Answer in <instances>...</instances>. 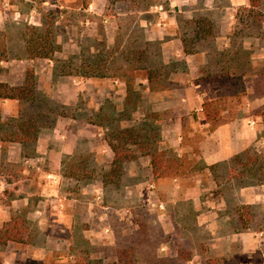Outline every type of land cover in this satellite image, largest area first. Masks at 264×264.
Instances as JSON below:
<instances>
[{
    "label": "rangeland",
    "instance_id": "1",
    "mask_svg": "<svg viewBox=\"0 0 264 264\" xmlns=\"http://www.w3.org/2000/svg\"><path fill=\"white\" fill-rule=\"evenodd\" d=\"M92 1L0 0V84L32 91L27 101L0 100V135L16 133L19 120H34L37 131L33 144L1 163L0 206L20 222L21 235L0 246V264H264V36L252 37L239 57L222 59L236 74L221 79L210 73L217 52L210 44L189 45L190 29L188 48L205 57L186 63L164 57L161 42L140 27L143 18L154 21L149 9L106 0L97 8ZM250 18L264 21V0ZM45 27L55 34L53 58H28L30 29ZM55 61L74 66L76 74H55ZM94 71L104 77L82 75ZM197 83L200 119L177 105L182 88ZM246 115L256 120L257 140L226 163L204 168L199 144L208 132ZM126 129L152 146L146 151L140 140L130 142L133 159L117 169L108 144L114 131ZM153 150H172L204 168L189 177L199 187L197 205L173 202L179 190L158 186L172 178H153L144 156ZM70 164L84 166L90 179L71 175ZM55 173L57 196L78 201L73 220L57 215L55 192L44 188ZM99 189L103 201L95 202Z\"/></svg>",
    "mask_w": 264,
    "mask_h": 264
},
{
    "label": "crops",
    "instance_id": "2",
    "mask_svg": "<svg viewBox=\"0 0 264 264\" xmlns=\"http://www.w3.org/2000/svg\"><path fill=\"white\" fill-rule=\"evenodd\" d=\"M154 2L155 3L149 8V12H146L148 15H153L154 21L143 18L140 20V27L149 30L151 40L161 42V52L163 56L182 58L186 63H190V60L196 57L204 58V54L197 53L187 46L186 29H190L192 37L188 41L189 45L193 43L210 44L215 52H217L212 56L214 60H217L214 64L215 72H210L212 75L224 76L236 74L235 71L231 70V66H224L222 64V59L234 58L236 54H238L237 56L239 57V53L241 52L240 49H247L245 47L246 45H251L254 39H257L256 41L258 42L260 36H264V21H254L250 18L253 16V11H258L260 7L251 9L249 0H154ZM104 3L105 0L92 1V4L97 8H100ZM241 13L245 14L246 20L242 19L239 21L238 14ZM201 20L208 23L210 27L209 34L193 33V28H195L194 24ZM182 29H184V31H182ZM238 38L241 40L238 41ZM234 44H237L239 50L231 52ZM185 49L191 53H185ZM261 50H264V48H261ZM231 53H234L233 56ZM251 59H254V57ZM72 83L75 86L79 84L77 79H73ZM198 89H201L198 83L183 87L177 105L184 109L185 115L193 111L196 117L200 119L202 115L200 112L203 93H197L196 95L195 91ZM215 89L219 90L220 88L216 87ZM261 100L263 101L261 105H263L264 98ZM253 105L254 103H251L248 107ZM184 114L181 113V115L179 114L176 116L179 123H181V117ZM255 123L256 120L246 115L241 116L237 120L217 126L212 131L208 132L203 142L199 144L202 164L206 167L221 165L229 161L235 155L244 152L257 140V127ZM1 138H3V136L0 135V139ZM176 140L181 141V138L177 136ZM40 141L42 145L43 139L39 138L38 142ZM162 142L163 145H166L165 139H163ZM3 144L4 143L0 141V167L1 163L4 162L3 158L6 159V156H9L11 151L20 152L22 149V146L19 144L7 143L5 155L2 150ZM35 153L39 154V147H37ZM7 161L9 162V159H7ZM46 178L49 179L46 182L48 183L46 186L49 187L44 188L49 189L53 193L55 192L52 197L57 203V215L65 216L69 220L75 219L74 209L78 201L62 200L57 196L58 191L56 188L60 175L55 173L53 175H48ZM51 179H53L54 182H52ZM3 182L4 177L2 176V185H4ZM158 186L165 187L167 190L172 189L174 186L175 189L177 188L179 190L173 202L180 203L182 201H189L194 205L199 203L196 193L199 187L197 182L192 178L184 181L179 178L171 180L165 179L158 181ZM94 201H103L102 189L97 191ZM37 214H41L39 210H37ZM8 221V207L0 206V227ZM104 232L107 233L108 231L104 230ZM83 233H86V231ZM214 247L218 248L219 246L215 245Z\"/></svg>",
    "mask_w": 264,
    "mask_h": 264
},
{
    "label": "trees",
    "instance_id": "3",
    "mask_svg": "<svg viewBox=\"0 0 264 264\" xmlns=\"http://www.w3.org/2000/svg\"><path fill=\"white\" fill-rule=\"evenodd\" d=\"M107 3L112 6L126 2L130 4L131 9H134L136 12L144 13L146 12L155 2L154 0H106ZM250 8H259L262 0H249ZM187 25V24H186ZM195 28H193V33H210V27L208 23L201 20L196 22ZM186 27V26H185ZM31 35H29L26 40V55L30 59H47L51 60L57 50V45L55 41V34L50 27L45 28H31ZM185 53L190 54L191 52L186 51ZM236 54L235 56H237ZM4 59V58H3ZM57 64L54 68V72L57 75L71 76L76 74L74 72V66L68 64L67 62L59 63L55 61ZM58 64H61L59 66ZM83 77H99L103 78V74H99L97 72H89L82 73ZM234 76V75H233ZM219 78H224V76H220ZM151 77L148 74L146 77V81L150 85ZM150 89V88H149ZM31 86L21 87V88H11L6 84H0V100H16L18 102L27 101L31 99ZM210 104L203 105L204 117L207 123H210L212 119H210ZM14 127L16 128V133H9L5 137L1 138V142L6 143H16L21 145L23 148H26L27 145L33 144L36 141V125L34 120L28 121H15ZM113 141H110L108 146L113 153V162L112 165L117 169L120 168L121 164L126 161H130L133 159L132 152L126 149V146L130 143H136V140H140L142 145H146L144 148L146 151L151 149L152 142L143 136H139L134 133L133 130H116L112 134ZM135 145V144H133ZM144 156L149 157V167L151 170V174L153 178H189L200 172L204 168H208L209 170L214 169V166L202 168L200 164L187 159L184 156H179L172 150L169 151H159L153 150L150 153H144ZM85 167L83 169L77 170L76 164L69 165V173H82V177L90 179V174H85ZM72 175V174H71ZM75 174H73V177ZM77 175V174H76ZM84 178V179H85ZM87 180V179H86ZM20 222L14 218H10V220L3 224L0 228V246H6L8 243H16L19 241V237L21 232H18V226Z\"/></svg>",
    "mask_w": 264,
    "mask_h": 264
}]
</instances>
